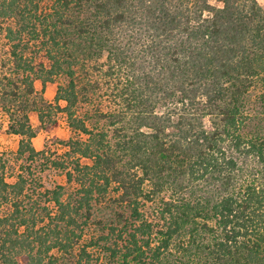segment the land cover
<instances>
[{"label": "trees", "instance_id": "16d2710c", "mask_svg": "<svg viewBox=\"0 0 264 264\" xmlns=\"http://www.w3.org/2000/svg\"><path fill=\"white\" fill-rule=\"evenodd\" d=\"M211 1L0 0L25 88L14 84L1 108L21 138L15 156L46 154L31 116L55 107L74 133L73 167L52 164L77 183L65 201L62 186L7 173L0 154V264H264V5ZM31 44L48 66L25 56ZM36 80L58 84L54 101H30ZM94 202L110 220L87 242Z\"/></svg>", "mask_w": 264, "mask_h": 264}, {"label": "rangeland", "instance_id": "374dc122", "mask_svg": "<svg viewBox=\"0 0 264 264\" xmlns=\"http://www.w3.org/2000/svg\"><path fill=\"white\" fill-rule=\"evenodd\" d=\"M264 5V1L260 0ZM211 3L215 6L221 7L222 3L220 0H212ZM6 22V23H5ZM11 26V21H1L0 20V154L3 155V158L7 161L6 172H22L28 180H30L31 188H36L38 185L32 182L31 180L37 181L42 187L43 190H55L58 186H62L66 189L64 191L63 199L65 201L69 200L70 196H74L75 190L77 187L76 182L70 183L67 180L66 171L62 169L55 168L52 162H62L72 168L73 166L68 161V158L65 156V152L69 150L66 147V142L69 141L71 137L74 136L73 131L70 129L66 116L64 113L60 112L55 107L52 109L47 108L46 106L40 105L42 114L44 115V120L41 121L37 115L31 116V125L37 133L36 138L33 140V147L37 151H45L44 156L36 157L33 161L29 159L28 155L18 159L15 155L19 148V143L21 138L16 135L8 134L7 128L9 124L8 116L3 112L1 108L8 105V100L10 98L5 95L7 91H11L16 88L14 84H17L25 92V88L20 84V80L13 73L12 64H11V44L6 38V28ZM25 56L33 58L35 62H43L46 64L45 60V51L41 49L38 44H31L27 50L24 51ZM103 72L106 70V66L109 64V61L103 57L100 61ZM48 66V64H46ZM93 65V64H92ZM106 65V66H105ZM105 66V67H104ZM24 73L20 74L21 78ZM93 75V74H91ZM5 78H8L5 79ZM108 80V79H107ZM62 81V80H60ZM105 81V79L100 78V84ZM57 85L54 84L47 88H44L40 80L34 82V86L37 92V96L30 97V101L33 102L34 99H39L41 96H44L49 102L54 101V98L57 94ZM108 94L109 90L106 87H103L96 96L98 100L102 101L104 104L101 109L107 111L108 103ZM5 95V96H4ZM25 94H23L24 97ZM5 97H7L5 99ZM60 105H66L64 102H61ZM96 106L87 104V105H78L77 112L78 116L82 118H90L87 120L91 128L95 132H107L111 134L112 128L109 126L108 121H99L97 123V116L99 112L96 109ZM98 130V131H97ZM90 160H84V164H90ZM7 180L11 183L16 181V177H8ZM42 192V191H41ZM70 195V196H69ZM48 201L44 197H41L42 205L47 204ZM49 204V203H48ZM156 205V206H155ZM53 206V205H51ZM103 205L102 207H104ZM157 204L151 205L147 204V213L154 210L153 207L157 208ZM94 214L90 221H87L86 233L84 241L89 242L91 236H101L102 229L99 225V221L108 222L110 220L108 210L101 211L100 205L95 204L94 202ZM81 222H84V219H80ZM83 241V240H82ZM83 244V242L81 243ZM95 249H89V251L94 252Z\"/></svg>", "mask_w": 264, "mask_h": 264}]
</instances>
